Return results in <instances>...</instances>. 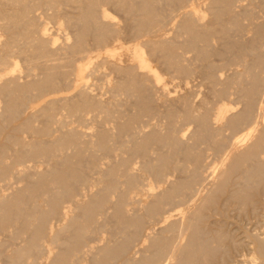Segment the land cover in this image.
I'll return each instance as SVG.
<instances>
[{"label":"bare ground","instance_id":"1","mask_svg":"<svg viewBox=\"0 0 264 264\" xmlns=\"http://www.w3.org/2000/svg\"><path fill=\"white\" fill-rule=\"evenodd\" d=\"M190 1L0 0V182L46 164L0 192L2 264H264V26Z\"/></svg>","mask_w":264,"mask_h":264},{"label":"rangeland","instance_id":"2","mask_svg":"<svg viewBox=\"0 0 264 264\" xmlns=\"http://www.w3.org/2000/svg\"><path fill=\"white\" fill-rule=\"evenodd\" d=\"M195 1H196V2L198 1L199 5L202 3V0H200V2H199V0H191L189 3H196ZM246 1H248V0H246ZM246 1H245V0H241V1H240V0H238V1L236 0L237 3H235V7H236L237 4H239V5H237V8L235 9V10H236L235 13H237V11H238V12H239V15H238V16L240 17V19H241V17H242L243 20H241V21H242V24H241V25H242V27H243L242 30H243L244 33H245V36L243 35L244 33H242L243 31H242L241 33H239L240 35L232 34V35H234L235 37L237 36L238 38H239V36H240L241 39L239 38L238 40H237V37L235 38L234 36H232V37H234L233 39H234L235 41L237 40L238 42H240V40H242V42H246L247 40L249 41V39L253 37V36H252L253 34H254V36H255V32H254L253 29H255V27H256V29H257V26H258L259 24H260L261 26H262V25L264 26V8L261 9V7H259V6H262V5H260L261 1H260V0H258V1H257V0H252V1L249 0V2H246ZM250 1H251V3H250ZM253 1H254V2H253ZM238 2H239V3H238ZM258 2H259V3H258ZM246 3H248V4H246ZM252 3H253V4H252ZM255 3H258V4H255ZM240 4H241V6H240ZM242 5H243V6H242ZM245 5H246V6H245ZM249 5H250V6H249ZM239 6H240V7H244V9L239 8ZM247 6H248V7H247ZM254 6H255V8H254ZM235 7H234V8H235ZM246 7H247L248 9H246ZM250 7L252 8V10H251ZM262 7H263V6H262ZM106 8H108V6H106ZM203 8H204V7H203V4H202V9H203ZM256 8H257L258 10H257ZM108 9H110V7H109ZM108 9H107V10H108ZM249 9H250V11H249ZM240 10H241V11H240ZM243 10H244V11H243ZM245 10H247V11H245ZM253 10L255 11V13H256V12H257V13L255 14ZM259 10H260V11H259ZM111 11L115 13V11L113 10V8H112L109 12H111ZM242 11H243V15H241V12H242ZM261 11H262V12H261ZM112 12H111V13H112ZM246 12H247V13H246ZM248 12L251 13V14H250V15H251L250 17H249V13H248ZM114 13H112V14L115 15V16H116V15H120V14H118L117 12H116L115 14H114ZM244 13H245L246 15H245ZM208 14H209V13H207V15H206V13H205V17H206V18L209 17ZM237 14H238V13H237ZM252 14H253V15H252ZM254 15H255V16H254ZM246 16H247V17H246ZM116 17H118V16H116ZM205 17H204V18H205ZM245 17H246V18H245ZM252 17H253V20H252ZM118 18H120L121 20H119ZM118 18H117V19L119 20L120 25H122L123 23H121V21L123 22V20H122V18H121V15H120ZM206 18H205V19H206ZM210 18H211V17L207 18L208 21L210 20ZM255 18H256V19H255ZM205 19H204V21L208 22L207 19H206V20H205ZM245 19H246V20H245ZM248 20H249V21H248ZM258 20H259V21H258ZM247 22H248V23H247ZM261 22H262V23H261ZM243 23H244V24H243ZM256 23H257L258 25H257ZM245 24H247V26H246ZM248 24H250V25H248ZM251 25H252V26H251ZM256 25H257V26H256ZM260 25H259V26H260ZM254 26H255V27H254ZM244 27H245V28H244ZM249 27H250L251 31H250ZM251 27H252V28H251ZM256 29H255V30H256ZM246 30H247V32H246ZM252 32H254V33H252ZM57 36H58V35H56L55 37H57ZM168 36L173 37V36H174V32H170ZM242 36H243V37H242ZM58 37H59V36H58ZM178 38H180V37H178ZM213 38H214V37H213ZM213 38H211V40L213 41V42L211 41V42H212V46H213V45H216L217 47H219L218 45H220V41H218V40L214 41L215 39H218V38H214V39H213ZM59 39H60V38H59ZM60 40H61V39H60ZM217 41H218L219 44L217 43ZM248 41H247V42H248ZM242 42H240V43H242ZM263 45H264V43H263ZM216 46H215V48H216ZM213 47H214V46H213ZM190 52H191V51H190ZM190 52H189V53L187 52V53H186V56H188V57H189V55L191 56L192 53H190ZM214 58H215V56H214ZM238 68H239L240 70L242 69L241 67H238ZM196 76H197V75H196ZM196 76L194 77V78H196L195 80H194V79H190V80H192L193 82H192V81H189L190 84L187 83V84H186V85H187L186 88H184V87H181V88H180V86H182V85L179 86V85L177 84V82H176L177 80L175 81L176 83H175V82H172V83H173V86H172V83H169L170 85L168 84V87H169V88L172 87V90H173V91H171V96H170L171 99L174 98V97H177L176 95H178L179 92H180V94L186 93V94H188L189 96H190V94H191V95H192V96H190V97H192V98H190V99H191V102H192V101H193V102H196V103H194V104L197 105V104L200 102L201 99H203L204 97H208L209 94H208L207 86H206L205 84H203L204 82L202 81V79L199 81V79H200L201 77L198 76L199 78L197 79ZM93 78H94V77H90V78H89V81H90L89 84H91V86H89V90H90V92L92 91V94H97V93L100 94V93H101V95H102V94L104 93V91H105L106 93H105V95H104V94L102 95V98H101V95H98V94H97L96 96L99 97V98H101L102 100H104V99L107 97L106 100H109V99L111 98V95H112V94H110L109 91H108V93H109L110 95L107 93V90H108V89H107L108 87H106V86H107V85H106V84H107V81H104V79H106V78H102V77H100V78H98V79L96 78V80H95V78H94L95 81L93 80ZM97 80H100V82H101V80H102V82H101V83L98 82V83H99V84H98V83L96 82ZM103 81H104V82H103ZM92 82H93V84H94V82H96V83H95V88L97 87V88L95 89L96 91H95L94 88H93V84H92ZM105 82H106V83H105ZM191 82H192V83H195L197 86L194 87V84L192 85ZM199 82H202L203 85L200 84ZM103 83H105V84H103ZM198 83H199V84H198ZM96 84H97V85H96ZM100 84H101V85H100ZM176 84H177L178 87L176 86ZM98 85H99V87L101 86V87H100L101 89L98 87ZM105 85H106V86H105ZM174 85H175V86H174ZM190 85H191V86H190ZM199 85H200V86H199ZM204 85H205V87H203ZM102 86H103V87H102ZM183 86H185V85H183ZM174 87H175V89H174ZM90 88H91V89H90ZM187 88H188V89H187ZM189 88H190V90H189ZM191 88H192V89H191ZM193 88H194V89H193ZM99 89H100V90H99ZM106 89H107V90H106ZM177 89H178V90H177ZM184 89H185V90H184ZM195 89H196V90H195ZM197 89H198V90H197ZM203 89H204V90H203ZM93 90H94V92H93ZM170 90H171V89H170ZM174 90H175L176 92H175ZM187 90H188V91H187ZM202 90H203V92H201ZM206 90H207V93H206ZM97 91H98V92H97ZM99 91H100V92H99ZM178 91H179V92H178ZM184 91H185V92H184ZM186 91L189 92V93H187ZM191 91H192V92H191ZM194 91H195V92H194ZM199 91H200V92H199ZM204 92H205V93H204ZM192 93H194V94H192ZM180 94H179V95H180ZM201 94H202V95H201ZM179 95H178V96H179ZM200 95H201V96H200ZM203 95H205V96L203 97ZM109 96H110V97H109ZM173 96H174V97H173ZM121 97H122V98H121ZM121 97H120L121 100H122V99H125V98H123V96H121ZM170 97H169V99H170ZM103 98H104V99H103ZM162 98H163V99H162ZM118 99H119V97H118ZM196 99H197V100H196ZM119 100H120V99H119ZM161 100H164V97H161ZM198 100H199V101H198ZM123 101H124V100H123ZM0 102H1V101H0ZM42 102H43V101H38V102H36V103L33 105L34 107H33V106H31V107H30V106L27 107L26 110H25V113H27V110H28V111H31V110H33L34 108L38 107ZM127 102H128V101H127ZM160 102H162V101H160ZM193 102H192V104H193ZM124 103H125V101H124ZM128 103H129V102H128ZM194 104H193V105H194ZM196 105H195V107H197ZM0 107H2V103L0 104ZM29 108H30V109H29ZM31 108H32V109H31ZM0 110H1V109H0ZM198 110H200V107H199V106H198ZM68 120H69V123L72 121V124L70 123L71 126L78 125V123L76 124L75 121H73V120H71V119H68ZM154 121H155V120H154ZM155 122H156V121H155ZM158 122H159V120H158ZM162 122H163V120H162L161 122H159V123L162 125V124L164 123V122H163V123H162ZM73 123H74V124H73ZM35 124L37 125L36 121H35ZM38 124H39V123H38ZM85 124H86V123H85ZM87 124H88V126L85 125V127H82V129H84V130H86V131H89V132L92 133V134L95 133V132H96V129H97V127H96L97 124L94 123V122L92 121V119H90V120L88 119V123H87ZM89 124H90V126H89ZM105 124H106V123H104L103 126L106 127V128L113 129V127H114V123H113V122L107 123L106 125H105ZM111 124H112V126H111ZM95 125H96V126H95ZM185 125H187V129L190 128L189 130L193 129V127H194V126H193V123H192V124L190 123L189 125H188V124H185ZM94 126H95V127H94ZM87 127H88V128H87ZM184 127L186 128V126H184ZM94 129H95V130H94ZM22 134H23V133H22ZM26 134H27V133H25V134H23V135L20 134V135H21V137L23 136V138H25V140H26V139L30 138V137L26 138V137H27ZM25 135H26V137H24ZM186 136H187V135H186ZM28 140H29V139H28ZM69 152H70V150H69ZM208 159H209V160L212 159L211 156H209ZM27 161H28V160H27ZM29 161H30V160H29ZM31 162H32V163H31ZM42 163H44V162H42ZM23 164H24V165H23ZM23 164H21V165H23L24 167H23V166H20V164H19L18 166H16V167H17V168H16V172H17V170H18V173H19V170H20V169H21V170L23 169L24 171H28L29 168H32V169H31V172H33V171H34V170H33V167H34L35 165H36V167H35L36 170H43V169H44L43 167H46V164H41V165H40L39 163L36 164V163H34L33 161L25 162V163H23ZM30 164H31V165L34 164V166H31ZM43 165H44V166H43ZM25 166H26V169H25ZM27 166H29V167H27ZM42 166H43V167H42ZM37 167H38V168H37ZM19 168H20V169H19ZM42 168H43V169H42ZM16 172H15V173H16ZM20 172H21V171H20ZM22 172H23V171H22ZM29 172H30V171H29ZM15 173H14V174H15ZM18 173H16V174H18ZM14 174H11V175L9 176V179H11L10 181H9L8 178L5 179V180L8 179L7 181H5V183H6L5 186H6V187L4 186V182H3V180H1L2 182H0V185H1V183H2L3 186H4V187H2V185L0 186V192H1V190H2L1 193L4 192L3 194H9V192H11L10 189H12V192H13L15 189H18V188L23 187V183H25V181L23 180V182H22V181L20 182V181L16 180L15 178H17L18 175H15L16 177H14ZM20 174H23V173H20ZM11 176H13L14 178L11 177ZM10 177H11V178H10ZM12 179H15V180H12ZM18 179L20 180V179H22V178H21V177L19 178V176H18ZM8 181H9L10 183H9ZM11 181H15V182H11ZM17 181H18V182H17ZM7 182H8V184H7ZM9 184H12V185H9ZM8 186H10V187H8ZM12 186H13V188H15V189H13ZM18 186H20V187H18ZM1 187L4 188V189H2ZM5 188H6V189H5ZM9 188H10V189H9ZM6 192H7V193H6ZM140 196H141V197H140ZM138 198H141L142 201H140V202H143V204H144V203L146 202V200H147V199L144 197V195H139ZM142 198H143V199H142ZM141 204H142V203H141ZM141 204H140V206H139V204H137L138 208H137V206H136V209H138L139 211H142V210H143V209L141 208V207H143V205H141ZM217 217H219V216H217ZM233 219H234V221H235L236 224H235L234 222H232ZM233 219H231L232 221H230L231 223L229 222V223H230L229 225H230V226L233 225V226H231V227H232V228H231L232 230H234V229L237 230V231L234 230L235 233H237V235H236L237 237H238V235L241 234L242 232L245 233L244 231H246L247 229H249L248 226L251 225V227L254 228V226H253V225H254L253 222H252V223H249V225H248V222H249V221H247V220H245V219H243V222H241V223H238V222H240V221H238V220H239V219L241 220L242 218H235V217H233ZM236 219H237V220H236ZM100 220H102V218H100ZM211 220L213 221V218H211ZM211 220H210V221H211ZM244 220H245V222H244ZM236 221H238V222H236ZM241 221H242V220H241ZM246 221H247V222H246ZM55 223H56V221H54V223H53V224L55 225V227H56V224H55ZM232 223H233V224H232ZM242 223H243L244 225H243ZM245 223H247V224H245ZM239 224H240V225H239ZM245 225H246L247 229H245V228H246ZM230 226H229V227H230ZM239 226H241V227H239ZM243 226H244V227H243ZM55 227H54V228H55ZM251 227H250V228H251ZM237 228H241V229H244V230L237 229ZM252 228L249 229V232L252 230ZM254 229H256V228H254ZM105 230H106L105 228L102 229V231H105ZM238 230H241V231H238ZM253 231H255V230H252V232H253ZM238 232H239V233H238ZM107 233H108V234H107ZM243 233H242V235H243ZM108 236H109V232H108V231H106V232H102V233H100V235H99V237H98L97 239H95L96 237H95V238H92V239H93V243H91L92 240L90 241V243H91V245H93V244H94V245H100L101 242H103V241L105 240V238H107ZM239 236H241V235H239ZM2 237H3V235L0 234V240H1V239H4V237H3V238H2ZM242 237H243V236H241V237H239V238H242ZM88 240H89V239H88ZM94 240H95V241H94ZM96 240H97V241H96ZM142 240H143V239H141L140 242H139V244H137L138 247H139L140 244H145V243L147 242L146 240H145V242H143ZM99 241H100V242H99ZM141 241H142L143 243H142ZM94 242H95L96 244H95ZM97 242H98V243H97ZM88 243H89V242H88ZM90 243H89V245H90ZM94 245H93V246H94ZM137 246H136V247H137ZM9 247H10V246L7 245V247H5V249H8ZM136 247H134V249H135ZM138 247H137V248H138ZM134 249H133V250H134ZM133 250H132V252L134 253L135 251H133ZM136 250H137V249H136ZM245 252H246V251H243V253H244L243 255H244V256H243V255H241V256L239 255L240 257L238 256V260L240 259V261L238 262V264H242V262H243V264H247V263H248L247 260L249 261V258L252 256V253H249V254H248V251H247L246 253L249 255V257H248L247 254L245 255ZM50 254H52V252H50ZM87 254H88V253H87ZM138 254H139V255H138V257H139V256H140V253H138ZM134 255L137 256V253H135ZM242 256H243V257H242ZM245 256H247V257H245ZM45 258H46V257H42L39 261H40V262H41V261H42V262H47L48 259L46 260ZM243 258H244V260L242 261ZM245 258H246L247 260H246ZM44 259H45V261H44ZM86 259L89 260L88 257H86ZM87 260H85V262L83 261V264H85V263H86V264L90 263V260H89V261H87ZM245 261H246V263H245ZM0 263L2 264L1 261H0ZM37 264H38V263H37ZM248 264H250V263H248Z\"/></svg>","mask_w":264,"mask_h":264}]
</instances>
